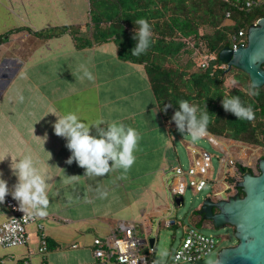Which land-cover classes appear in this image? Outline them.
Returning <instances> with one entry per match:
<instances>
[{
  "label": "crops",
  "instance_id": "obj_1",
  "mask_svg": "<svg viewBox=\"0 0 264 264\" xmlns=\"http://www.w3.org/2000/svg\"><path fill=\"white\" fill-rule=\"evenodd\" d=\"M3 2L10 3L17 14H0V26L6 28L1 32L19 26L41 31L70 25L78 27L81 38L94 39L87 0H83V14L68 8L67 0ZM37 4L42 6L41 14H25ZM81 65L92 71L93 80L74 76ZM70 111L89 121L117 120L137 129L140 140L131 168L88 176L75 161L68 164L71 151L66 139L54 133L53 123ZM176 131V126L164 121L143 65L120 58L114 41L77 46L69 33L43 39L23 28L10 34L0 43V174L11 189L17 182L12 159L31 156L46 180L49 203L47 214L27 225L24 244L0 245V263L114 264L94 255L93 238L115 230L119 220L136 222L141 236L139 223L146 221L151 237L153 220L159 225L175 218L170 212L175 207L171 191L180 176L174 169L182 167ZM194 160L191 157L189 167ZM184 171L183 179L189 176ZM197 174L203 171L198 168ZM8 217L4 200L0 223ZM42 232L52 245L43 252Z\"/></svg>",
  "mask_w": 264,
  "mask_h": 264
},
{
  "label": "trees",
  "instance_id": "obj_2",
  "mask_svg": "<svg viewBox=\"0 0 264 264\" xmlns=\"http://www.w3.org/2000/svg\"><path fill=\"white\" fill-rule=\"evenodd\" d=\"M246 3L247 0H87L92 42L77 35V26L62 25L41 31L28 26L10 28L0 33V43L23 28L43 39L69 33L77 46L112 40L120 58L143 65L168 125L176 126L171 117L179 108L178 102L188 100L198 106V111L209 112L207 133L264 146V85L256 86V95H248L249 86L253 85L249 75L235 66L228 69L219 59L224 46L246 43L249 26L264 16V3ZM138 18L148 20L153 36L147 52L137 57L131 49L136 43L132 37L134 20ZM240 29L244 30L243 37L237 35ZM202 56H206L204 66L199 64ZM225 95H239L242 102L252 106L254 118L239 119L225 111L221 103ZM165 105H170L166 111ZM236 167L241 174L254 172L240 163ZM193 215L198 225L210 222L198 213V208ZM174 220L168 227L175 226L176 217ZM45 240L47 251L52 245L46 236Z\"/></svg>",
  "mask_w": 264,
  "mask_h": 264
},
{
  "label": "clouds",
  "instance_id": "obj_3",
  "mask_svg": "<svg viewBox=\"0 0 264 264\" xmlns=\"http://www.w3.org/2000/svg\"><path fill=\"white\" fill-rule=\"evenodd\" d=\"M134 24L136 27L132 38L136 43L131 49V54L138 57L146 53L151 46L153 32L152 26L145 18L134 20ZM77 72L79 75H74L76 78L94 79L92 71L84 65H81ZM256 94V86L250 85L248 95ZM221 103L225 111L231 112L239 119L250 121L254 118L252 106L242 102L239 95H225ZM178 105L179 108L171 117L177 130L183 134L189 133L193 141L205 136L210 121L209 112L198 111V106L188 100H180ZM169 106L165 105L164 110L166 111ZM53 130L56 135L66 139V146L71 151L67 163L72 164L75 161L84 169V175L102 176L115 169L126 172L136 160L135 152L138 148L140 133L123 122L109 121L104 118L89 121L70 111L57 116L53 123ZM10 167L17 177V182L10 189L8 181L0 174V203H3L6 196L10 194L18 201V207L24 214L46 215L49 203L46 180L38 173L31 156L15 161L12 159Z\"/></svg>",
  "mask_w": 264,
  "mask_h": 264
},
{
  "label": "built area",
  "instance_id": "obj_4",
  "mask_svg": "<svg viewBox=\"0 0 264 264\" xmlns=\"http://www.w3.org/2000/svg\"><path fill=\"white\" fill-rule=\"evenodd\" d=\"M264 3V0H247V5L250 2ZM238 37L244 36V30L240 29L237 33ZM239 44H244L240 42ZM237 42L233 43L231 47L236 48L239 45ZM207 56V55H206ZM206 56H202L199 60V64L204 66L206 63ZM193 153L197 152V148L193 145H189ZM225 151V150H224ZM200 161L196 162L187 169V173L190 176V184L196 191H201L209 181V176L206 171L209 163L211 162V155L206 150H200ZM229 163L235 166V162L228 158L226 155L222 158V166L225 167ZM220 172L223 180L222 186L217 187L212 191L210 195L214 199H225L232 196L238 191V183L242 174L237 170V177L233 179L232 183L225 181L227 175L225 169ZM198 168L203 171V174L198 176ZM175 174L180 176V181L176 185V188L171 191L172 198L178 194H183L185 190V182L182 175L185 173L181 166H177L174 169ZM206 172V173H205ZM237 179V180H236ZM225 181V182H224ZM5 204L9 210V217L0 223V245L3 246H15L24 244L27 240V225L37 221V216H29L24 214L18 207V202L6 196ZM173 219L166 220V226L173 223ZM140 226L144 235L137 233L138 224L134 221L126 222L119 220L116 225V229L112 230L104 237L95 236L93 238L94 255L101 259L102 262H113L114 264H158L155 260V247L156 237L153 243L149 242V225L146 221H141ZM39 228L42 227L38 224ZM41 251L46 249L45 234H41ZM219 240L214 235H206L198 231L194 227H188L184 230L182 240L173 254L164 264H192L196 259L211 252L218 244Z\"/></svg>",
  "mask_w": 264,
  "mask_h": 264
},
{
  "label": "rangeland",
  "instance_id": "obj_5",
  "mask_svg": "<svg viewBox=\"0 0 264 264\" xmlns=\"http://www.w3.org/2000/svg\"><path fill=\"white\" fill-rule=\"evenodd\" d=\"M41 5L46 6L44 2L41 3ZM41 5L37 4L33 6V8L30 7L27 9V13L25 14H41ZM67 6L70 9L77 10V14H83V0H67ZM0 14H17V11L10 3L4 6V2H0ZM45 14H51V12L46 11ZM58 14L66 13L64 11H60ZM2 29L6 28L1 25L0 32L3 31ZM230 82L231 81L229 80L228 83ZM208 134L209 135L206 134L196 141L192 140L189 133L183 134L177 130L176 134H174L177 154L184 170L188 169L191 157L195 159L194 164L200 161V150H206L210 153L211 162L209 163L206 171L213 181L208 182L201 191H195L189 182V176L185 175V190L183 192L184 201L182 204L176 207H171L170 209L171 216H175L177 219L175 226H166L165 220H162L158 225L157 219L153 220L154 222L150 236L157 238L154 257L158 264H164L169 259V257L176 250V247L180 244L184 230L188 227H194L206 235H214L219 240L218 244L211 252L194 260L191 262L192 264H210V262H215L218 257V252L222 247L235 245L237 243L234 230L229 225H223L217 228L210 226L209 222H205L201 225L196 224L193 218L194 210L200 208L203 199L206 196H209L219 184L221 186L223 185L222 182L224 179H221L222 174L220 169L222 166V158L225 155L235 162V166L229 162L225 167L222 166V170L225 169V173L227 175L225 181L230 184L233 182V179L237 177L236 165L238 163L251 167L254 170V173L259 172L258 161L262 156H264V146L243 144L239 141L224 137H216L212 134L210 135V133ZM209 136L212 139H210ZM188 144L195 146L197 148V152L193 153L190 147L187 146ZM221 146L223 148H221ZM220 180L222 181L218 183Z\"/></svg>",
  "mask_w": 264,
  "mask_h": 264
},
{
  "label": "water",
  "instance_id": "obj_6",
  "mask_svg": "<svg viewBox=\"0 0 264 264\" xmlns=\"http://www.w3.org/2000/svg\"><path fill=\"white\" fill-rule=\"evenodd\" d=\"M219 59L243 70L255 86L264 85V16L257 19L247 30V41L236 48L224 46ZM258 173L251 171L242 174L236 183L243 195L236 193L225 199L206 196L198 208L204 219L212 221L215 227L230 225L237 238L235 245L222 247L218 257L211 264H264V157L258 161ZM184 197H174L176 205L182 204ZM214 208L217 211H214ZM155 237H149L153 243Z\"/></svg>",
  "mask_w": 264,
  "mask_h": 264
},
{
  "label": "flooded vegetation",
  "instance_id": "obj_7",
  "mask_svg": "<svg viewBox=\"0 0 264 264\" xmlns=\"http://www.w3.org/2000/svg\"><path fill=\"white\" fill-rule=\"evenodd\" d=\"M261 66H262V68L264 69V63H262L261 64ZM226 67L229 69V68H231V67H233V65H231L230 67L226 64ZM261 125H264V118L261 120ZM259 170V169H258ZM241 192H242V194H241ZM241 192H239V187H238V191H237V193H240V195L242 196L244 193H243V191L241 190ZM214 211L216 212L217 211V209L216 208H214ZM207 220H209V219H207ZM210 222H209V224H210V226H212V227H215L214 225H213V223H212V221L211 220H209ZM230 226V225H229ZM232 227V226H231ZM233 228V227H232ZM234 230V229H233Z\"/></svg>",
  "mask_w": 264,
  "mask_h": 264
}]
</instances>
